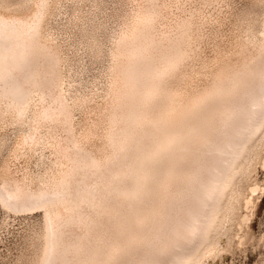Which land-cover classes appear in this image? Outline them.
I'll list each match as a JSON object with an SVG mask.
<instances>
[{
  "label": "bare ground",
  "instance_id": "6f19581e",
  "mask_svg": "<svg viewBox=\"0 0 264 264\" xmlns=\"http://www.w3.org/2000/svg\"><path fill=\"white\" fill-rule=\"evenodd\" d=\"M14 3L0 209L22 228L5 264H216L235 223L245 245L264 193L245 188L264 168V0H118L112 26L105 0ZM70 4L66 50L52 25Z\"/></svg>",
  "mask_w": 264,
  "mask_h": 264
},
{
  "label": "rangeland",
  "instance_id": "374dc122",
  "mask_svg": "<svg viewBox=\"0 0 264 264\" xmlns=\"http://www.w3.org/2000/svg\"><path fill=\"white\" fill-rule=\"evenodd\" d=\"M17 0H13V3ZM116 2V3H115ZM118 0H105V5L103 11L104 18L108 21L109 25H113L114 15L116 14V10L120 9V5L117 4ZM15 4V3H14ZM76 8L74 5H67L62 8L61 13L57 14L56 20L53 21V29L54 33L58 35V41L62 44V41H66V50L72 48L71 44H73L76 40V30L74 25L78 22H72L74 15L76 13ZM60 35H62L60 37ZM64 46V45H63ZM71 51V50H70ZM68 52L69 57L72 60L76 61L77 58L72 53ZM84 53L81 51L80 54ZM76 63V62H75ZM85 63L86 66L90 68H86L89 70V73L85 75H81V79L83 81H90L93 77L94 71L92 70V65L90 63V59L87 55H85ZM264 147V146H263ZM264 150V149H263ZM253 164L251 177L245 188H247L251 183H258L262 189L264 188V168L261 166L260 160L256 159ZM255 202L258 203L257 208H254V216L249 222L250 226V239L249 241L243 245L238 246L236 243L238 241V235L241 236L244 233L249 231V228H245L243 231L241 228L237 226L235 223L232 227L231 239L236 240L231 243L225 250L222 249L220 256L217 259L216 264H264V193H257L255 196ZM251 213V209H247L245 207L239 206L237 208V214L239 217L242 214ZM5 220L4 212L0 209V264H5L8 260L4 259L5 256H8L9 259H13L15 254L14 251V243L16 239L14 238L17 233L21 230V225H19L18 221H11L8 219L6 224L3 225L2 222ZM10 227H9V226ZM6 226V227H5ZM10 245V246H9Z\"/></svg>",
  "mask_w": 264,
  "mask_h": 264
}]
</instances>
